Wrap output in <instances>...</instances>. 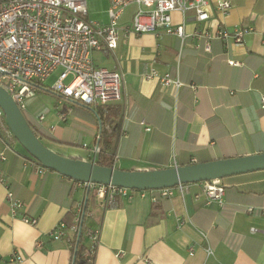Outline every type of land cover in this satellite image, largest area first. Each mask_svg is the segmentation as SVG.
<instances>
[{
	"label": "crops",
	"instance_id": "1",
	"mask_svg": "<svg viewBox=\"0 0 264 264\" xmlns=\"http://www.w3.org/2000/svg\"><path fill=\"white\" fill-rule=\"evenodd\" d=\"M230 2L224 14L212 0L211 16L204 22L191 12L184 16L173 11L174 24L184 25V37L164 28L138 34L121 30L113 50L93 52L96 65L123 73L122 98L107 103L122 106L117 128L104 130L99 105L58 94L60 105L42 103L38 91L43 89L27 97L22 110L44 143L64 155L95 160V147L105 149V139L112 138L114 166L125 169L264 152V0ZM132 9L121 26L130 21ZM99 22L106 24L109 18ZM221 25L254 30L241 43L213 35L210 50L203 34L193 35L195 30L215 34ZM152 69L170 73L180 84L147 77ZM4 127L1 264H72L69 241L49 233L85 204L88 189L56 170L38 172V162ZM220 179L223 199L210 202L200 182L186 183L183 190L177 185L169 196L158 189L136 192L132 198L117 196L105 210L89 190L86 208L92 213L84 219L83 242H90L92 229L101 228L94 264H264V168ZM8 189L23 202L16 215L7 201ZM23 215L37 223L24 221ZM14 252L23 259L11 261Z\"/></svg>",
	"mask_w": 264,
	"mask_h": 264
},
{
	"label": "built area",
	"instance_id": "2",
	"mask_svg": "<svg viewBox=\"0 0 264 264\" xmlns=\"http://www.w3.org/2000/svg\"><path fill=\"white\" fill-rule=\"evenodd\" d=\"M87 1L0 0V85L12 95L22 109L25 99L35 95L39 88L53 90L61 98L86 105H103L120 100L123 94V73L118 69L96 65L94 51L113 50L118 45L121 30L125 33L138 34L164 28L168 33L184 37L186 36L184 25L174 24L173 11L177 10L184 16L191 12L200 22L207 21L212 13V0H109V22L102 24L87 19ZM214 2L222 13H229L230 0ZM130 8H133L130 12V21L121 26L123 16ZM253 30V27L246 25H236L233 29L221 25L215 34L208 30H195L193 35L203 34L206 38L205 48L210 50L209 40L213 35L231 38L241 43L244 36ZM59 67L62 70L53 85L45 84V79ZM145 75L157 77L164 85L180 84V81L170 73L162 74L156 69ZM262 105L264 106V97ZM61 116L65 118L63 113ZM42 117L43 115L40 116ZM7 125L4 110L0 107V126L7 128ZM125 133L122 129V134ZM98 150L97 145L95 152ZM45 170L47 167L38 162L37 171ZM4 182V177L0 175V183ZM78 182V185L94 193L98 205L104 210L117 196L132 198L136 192L144 195L146 190H149L111 183ZM200 183L207 202L223 199L225 186L220 178ZM176 186L161 188L158 192L160 195L169 196L174 193ZM185 186L186 183H183L177 187L183 190ZM156 198L155 195L154 199ZM7 201L13 215L23 207L22 200L10 189L7 192ZM83 213L84 204L81 203L73 211V222L69 224L65 219L60 220L50 230V237L53 239L65 237L69 242L72 241L75 234L80 231ZM91 213L86 208L84 219ZM22 219L31 224L37 223L36 218L27 215H23ZM252 229L256 230L254 227ZM100 234V227L90 232V244L84 252L88 258L86 264L95 263ZM208 252H211L209 248ZM9 259L21 261L23 256L14 252Z\"/></svg>",
	"mask_w": 264,
	"mask_h": 264
},
{
	"label": "water",
	"instance_id": "3",
	"mask_svg": "<svg viewBox=\"0 0 264 264\" xmlns=\"http://www.w3.org/2000/svg\"><path fill=\"white\" fill-rule=\"evenodd\" d=\"M0 107L4 110L12 133L32 158L45 167L77 181L111 183L135 189H161L264 168V152L162 168L125 169L101 165L94 159L87 160L61 154L46 145L17 101L2 85H0ZM100 127L102 128L101 121ZM88 191L79 236L87 207ZM82 263L83 261L79 264ZM72 264H76V257L73 258Z\"/></svg>",
	"mask_w": 264,
	"mask_h": 264
},
{
	"label": "trees",
	"instance_id": "4",
	"mask_svg": "<svg viewBox=\"0 0 264 264\" xmlns=\"http://www.w3.org/2000/svg\"><path fill=\"white\" fill-rule=\"evenodd\" d=\"M39 89L46 90V88H39ZM99 110H100L101 118L104 120L105 123H107V127H104V130L111 131L119 126L120 124L119 120L121 119V111H122V106L120 103L99 105ZM7 128L10 130V133H12L8 125ZM105 142H106V148L104 149L103 147L100 146L99 150L97 151L95 160L97 163L101 165L114 166V153L112 151L113 140L112 138H106ZM68 218L69 221L67 219L66 220L69 224H71L74 218L73 211L68 215ZM83 225L85 226L86 224L84 223ZM84 226L81 229L80 236L78 235L79 232L76 233L74 239L69 242L72 250V259L76 257L79 263L83 261L82 264H86V262L88 261V258L87 256L84 255V252L89 247L90 244V243L86 244L83 242L84 240L83 237L85 235V230H86Z\"/></svg>",
	"mask_w": 264,
	"mask_h": 264
},
{
	"label": "rangeland",
	"instance_id": "5",
	"mask_svg": "<svg viewBox=\"0 0 264 264\" xmlns=\"http://www.w3.org/2000/svg\"><path fill=\"white\" fill-rule=\"evenodd\" d=\"M88 13H87V19H90L92 21H105L106 18H109L108 14V6H109V0H88ZM62 68L59 67L55 69L52 74L45 79V84L51 86L55 82V80L58 78L59 73L61 72ZM68 81V79L66 80ZM39 101L46 104H51L53 106L60 105L58 102V98L56 96V93L53 92V90H41L38 91Z\"/></svg>",
	"mask_w": 264,
	"mask_h": 264
}]
</instances>
